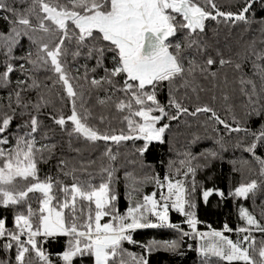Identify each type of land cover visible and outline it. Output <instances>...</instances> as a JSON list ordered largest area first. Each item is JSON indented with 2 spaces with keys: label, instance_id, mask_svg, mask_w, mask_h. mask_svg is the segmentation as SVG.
I'll return each instance as SVG.
<instances>
[{
  "label": "snow or ice",
  "instance_id": "obj_1",
  "mask_svg": "<svg viewBox=\"0 0 264 264\" xmlns=\"http://www.w3.org/2000/svg\"><path fill=\"white\" fill-rule=\"evenodd\" d=\"M258 3L264 11V0H239L235 10L221 8L216 0H0V20L7 24V31H0V55L4 57L0 88H11L0 98V208L11 209L12 213L11 227L7 226L6 216L0 217V253L4 257L0 264H76L78 257H89L90 264H149L150 252L161 247L177 253L179 240L184 237L196 240L195 251L206 258L204 264H211L212 258L216 264H264V223L241 204L238 216L242 224L234 229L224 224L220 230L200 232L197 204L187 187V176L195 175L192 162L199 156L206 162L218 158L227 150L225 138L233 134L238 137L234 147L241 148L258 165L264 182V157L257 155L264 149V104L259 102L264 96L253 99L257 97L255 83L242 71L247 60L252 66L251 75L260 78V92L264 94V47L256 48L255 38L241 45L238 38L237 60H233L222 57L218 49L214 54L207 53L212 45L204 40L206 29L216 35L221 26L229 33L242 28L243 36L253 24L259 25L258 31L264 37V16L256 19ZM212 22L214 28L209 27ZM178 33L183 43L176 38ZM23 40L27 47L23 55L15 56L13 50ZM260 43L264 45V38ZM69 56L74 62L83 59V77L78 69L75 77L68 71ZM91 61L94 63L88 67ZM225 65H232L240 73L236 83L247 101L245 107L250 108L245 116L261 119L255 129L247 123L242 126L235 115L231 123L221 119L206 103L194 106L193 111L185 103L182 89L194 92L197 75L215 80L214 69ZM41 70L51 73L46 77L50 84H42L33 75ZM14 71L24 78L17 77L13 86L10 74ZM55 85L61 87L70 112L48 115L68 137L69 147L72 140L105 142L95 175L85 172L83 166H70L64 159L57 160L55 179L50 174L41 175L38 164L46 153L53 154L55 145L38 144L36 133L42 124L41 109L51 103L45 89L50 93ZM165 89L167 99L162 102L159 93ZM85 91L88 96L95 95L97 105L114 108L126 122L127 133L100 132L89 124L91 109L77 105L85 98ZM30 93L36 94L35 101ZM198 113L209 114V122L216 125L213 147L202 149L196 156L185 151L173 175L166 172L163 180L156 178L155 184L161 189L159 199L155 194H144L142 202L138 199L133 206L131 195L139 188L132 185L139 181L132 173L124 172L128 207L121 213L114 186L118 154L111 151L108 142L119 145L121 141H143L135 148L142 157L151 142L163 143L170 122L182 114ZM99 119L103 123L106 117L101 115ZM14 120L19 122L10 131ZM47 138L45 133L43 139ZM198 139L193 135L189 144ZM81 172L85 173L83 177ZM257 187V180L249 179L230 189L228 196L245 200L250 194L254 197ZM195 190L193 181L192 192ZM213 194L224 199L219 188L201 186L199 196L205 204ZM169 206L185 218L182 224L190 231L170 222ZM145 228L174 229L178 237L149 240L139 245L142 254L137 256L124 247V242L138 244L132 233ZM233 231L236 240L225 235ZM257 232L259 245L254 235ZM57 237L66 238L62 250L49 252L45 244Z\"/></svg>",
  "mask_w": 264,
  "mask_h": 264
},
{
  "label": "trees",
  "instance_id": "obj_2",
  "mask_svg": "<svg viewBox=\"0 0 264 264\" xmlns=\"http://www.w3.org/2000/svg\"><path fill=\"white\" fill-rule=\"evenodd\" d=\"M216 3L225 10H235V6L238 5L239 0H216ZM24 7V5H21ZM256 19L264 16V11L261 10L258 3L255 8ZM2 15V13H0ZM251 15V14H250ZM209 27L214 28L215 24L212 22ZM259 25L253 24L251 30L245 32L243 36L240 35L242 28H234L231 33L227 29L221 26V29L216 35H213L212 31L205 30L204 40L207 41L211 48L206 50L207 53L214 54V51L218 49L220 54L224 58H231L237 60L235 53L237 52V39L239 38L240 44H246L255 38L256 48H262L264 45L260 43L262 34L258 31ZM0 31H7V24L0 20ZM177 39L183 43L182 35L177 34ZM27 47V41L23 40L21 45L13 50L15 56L23 55V49ZM4 57L0 55V64H2ZM239 62V61H237ZM15 63H19L16 61ZM84 61L82 58L77 61H73L71 56L68 57V71L73 77L77 75V69L79 74L83 77L84 68L82 67ZM94 61L88 63V67H91ZM251 64L245 60L242 65V71L245 75H248L253 79L257 99L264 96L260 92V78L258 76L251 75ZM217 72L215 80L212 77L204 79L202 76L197 75L196 80L193 82L195 91H191L188 88L182 89L181 92L185 95V103L189 108V111L194 110V106L208 104L212 107L221 119L231 123V116L235 115L240 119L241 125L244 126L247 123L253 129L257 128L261 123V119L255 116L246 117L245 113L250 111V108L245 107L247 101L240 92V85L236 83L240 73L236 72L232 65H225L214 69ZM11 75L13 86L17 77L23 79L19 71H14ZM33 75L42 83H51V73L46 71H38ZM83 84V78L80 81ZM215 85V86H213ZM201 89H203L201 91ZM0 88V98L6 95V91H10ZM79 91V89H78ZM46 95L51 99V103L44 106L41 109L42 115L39 116L42 122L39 131L36 133V140L38 144H54L55 149L53 154L49 156L45 154V159L40 161L38 167L42 176L51 175L54 179L57 177V160L64 159L70 166H74L79 169L81 166L85 169V172H91L94 175L101 163L100 153L104 150L105 142L99 141L96 144H90L82 140H72L71 147H69L68 137L60 132L59 127L54 125L49 119V113L57 115L60 113L67 114L70 112V105L67 104L66 99H62L64 96L62 89L59 85L53 86L49 93L45 89ZM59 93V95H57ZM100 95H103L101 92ZM33 101L36 99L35 93H30ZM215 96V100H213ZM227 96V99H225ZM159 98L162 102H166L167 89L162 93H159ZM179 98V97H178ZM260 104H264V99H260ZM84 104L92 111V116L89 118V124L94 125L100 132H107L109 134H120L122 131L127 133L128 126L125 121L122 120L121 115L115 111L114 108L101 107L96 104V97L93 94L88 96L85 91V98L77 102V105ZM103 115L106 117L103 123L100 122L99 117ZM209 114L198 113L195 116L184 115L178 118L176 121H172L171 127L166 130L163 135V143L153 141L149 144L145 153L141 157L135 151L136 147L143 144V141H121L119 145L108 142L111 145V151L117 153V160L115 165H119L116 170V194L117 202L116 206L118 210L123 213L128 207V200L125 198V178L124 172L132 173V176L139 181L138 185H132L138 187L139 191L132 193L131 200L133 206L138 199H141L144 194H155L159 199V193L161 191L159 185L155 184L156 178L163 180L165 173L170 176L175 173V170L180 167L179 161L184 159V152H191L193 156L201 152L202 149L213 147L212 140L215 138L216 133L213 132V127H216L214 122H209ZM19 121H13L11 130H15V124ZM221 134L223 129L221 126ZM47 133V139L43 137ZM193 135L198 136L200 139L196 140L193 144H189V141L193 139ZM238 137L233 134L230 138H225V144L227 150L222 151L218 158L205 161L203 156H199L194 160L193 167L195 168V175L189 174L187 176V187L192 195V198L196 201V215L200 224L197 225L198 231H208L209 228L220 230L224 224H228L231 228H236L242 224L239 220L238 209L241 204H244L250 212H252L256 218L264 223V216L261 212H264V205L261 201L264 200V182H261L259 176L258 165L251 160L249 155L241 148H235ZM250 142L249 140L245 141ZM79 149V151H74ZM257 155L264 157V149L258 150ZM134 161L129 164L128 161ZM248 160V164H244L243 161ZM89 161L94 163L89 164ZM171 161V164L169 163ZM203 165V167H196V165ZM235 168V171L233 170ZM82 177L85 173H79ZM60 178H63V174H59ZM150 177L151 179H147ZM179 178V177H177ZM249 179H256L258 187L255 191L254 197L252 194L245 200H239V198L229 197L228 193L230 189L234 188L241 182H247ZM193 181H195V192H192ZM201 186L204 188L213 187L219 188L224 193V199L221 200L215 194L211 195L207 204L200 199L199 193ZM31 195V194H30ZM254 200V202H253ZM35 207V203H33ZM7 217V226L11 227V209L5 210L0 208V217ZM184 217H181L178 212L171 210L169 206V220L173 224H181L183 231H189L187 225L182 224ZM229 238L236 237V233H225ZM257 240V245L260 242V234L254 233ZM134 241L138 244H128L124 242V247L129 251L135 253L137 256L142 254V249L139 245L147 244L149 240L164 241L177 239L178 233L174 229L169 228H145L137 229L132 233ZM66 238L57 237L56 241H49L45 244V247L49 252L60 251L63 248V243ZM179 249L177 253L165 251L161 247H157L155 251L148 254L149 264H204L205 259L197 255L196 240L184 237L179 240ZM178 253H182L178 254ZM14 255V249L12 250ZM4 258L0 253V259ZM76 264H90L89 257L76 258ZM211 264H216L214 258L211 259Z\"/></svg>",
  "mask_w": 264,
  "mask_h": 264
},
{
  "label": "rangeland",
  "instance_id": "obj_3",
  "mask_svg": "<svg viewBox=\"0 0 264 264\" xmlns=\"http://www.w3.org/2000/svg\"><path fill=\"white\" fill-rule=\"evenodd\" d=\"M189 231H190V229H189ZM200 232H206V231H200ZM230 239H232V240H236V239H237V235H236V237H234V238H230ZM201 258L206 259V258H204V257H201Z\"/></svg>",
  "mask_w": 264,
  "mask_h": 264
}]
</instances>
